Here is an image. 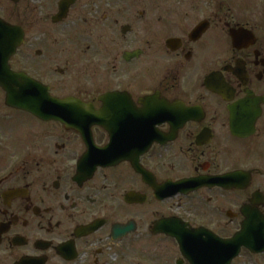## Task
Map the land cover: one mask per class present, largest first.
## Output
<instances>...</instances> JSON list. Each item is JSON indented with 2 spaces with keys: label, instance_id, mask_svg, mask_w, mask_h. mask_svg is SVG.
<instances>
[{
  "label": "flooded vegetation",
  "instance_id": "flooded-vegetation-1",
  "mask_svg": "<svg viewBox=\"0 0 264 264\" xmlns=\"http://www.w3.org/2000/svg\"><path fill=\"white\" fill-rule=\"evenodd\" d=\"M0 71V264L264 245V0H0Z\"/></svg>",
  "mask_w": 264,
  "mask_h": 264
},
{
  "label": "water",
  "instance_id": "water-1",
  "mask_svg": "<svg viewBox=\"0 0 264 264\" xmlns=\"http://www.w3.org/2000/svg\"><path fill=\"white\" fill-rule=\"evenodd\" d=\"M9 57L10 55L5 56L6 59H9ZM2 72L3 71H0V73ZM7 73L12 77V80H16V77H17L16 74L11 73L10 71H7ZM5 80H9V79L0 77V81H5ZM24 81L25 83L23 87L25 91L35 92V90L38 91V89L41 88L39 84L34 83V82L31 84H28L27 83L28 80L26 78L24 79ZM6 89L9 91L8 98L10 99V101L15 102L18 96V94H16V87L9 86V87H6ZM31 95H34V94L32 93ZM51 101H53L56 107L64 105V104H69L70 102V101L62 102V101H58L54 99H51ZM19 105L22 107H26L32 110L33 112L37 111L36 105H27L24 103H20ZM60 115H58V117ZM252 227L253 226L249 224L248 227L243 229V231H240L237 234H235L232 239L227 240L225 242L222 241L223 242L222 245H218L215 248L212 245L208 247L202 244L199 245L198 248H196L193 244L188 243L186 238H183L181 240L179 239V240L181 243V248H182L184 256L188 258L192 264H230L233 261V259L236 258L240 254L241 248L243 245L249 248L254 253L264 252V245L263 246L260 245L257 239L259 231L252 229ZM262 234L264 236V232ZM194 249L205 250L206 259L202 257H198L195 254Z\"/></svg>",
  "mask_w": 264,
  "mask_h": 264
},
{
  "label": "rangeland",
  "instance_id": "rangeland-1",
  "mask_svg": "<svg viewBox=\"0 0 264 264\" xmlns=\"http://www.w3.org/2000/svg\"><path fill=\"white\" fill-rule=\"evenodd\" d=\"M233 264H264V259L261 257H251L243 251Z\"/></svg>",
  "mask_w": 264,
  "mask_h": 264
}]
</instances>
